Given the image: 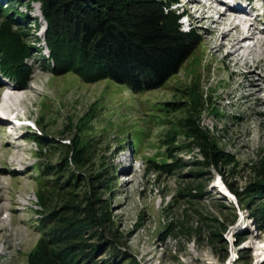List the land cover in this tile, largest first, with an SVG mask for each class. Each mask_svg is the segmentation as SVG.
Listing matches in <instances>:
<instances>
[{
	"label": "rangeland",
	"instance_id": "rangeland-1",
	"mask_svg": "<svg viewBox=\"0 0 264 264\" xmlns=\"http://www.w3.org/2000/svg\"><path fill=\"white\" fill-rule=\"evenodd\" d=\"M0 1L32 47L14 114L36 127L0 128V264H264V39L238 61L261 34L233 47L247 26L188 13L197 46L134 92L52 72L40 2ZM58 217L91 258L64 261Z\"/></svg>",
	"mask_w": 264,
	"mask_h": 264
},
{
	"label": "trees",
	"instance_id": "trees-1",
	"mask_svg": "<svg viewBox=\"0 0 264 264\" xmlns=\"http://www.w3.org/2000/svg\"><path fill=\"white\" fill-rule=\"evenodd\" d=\"M38 1L47 26L45 42L52 72L56 74L70 70L89 81L108 78L134 92L153 90L178 72L199 41L195 29L180 28L179 14L169 8L172 1ZM20 20L8 13L0 1V74L23 84L31 72L26 59L32 47L23 40L25 29ZM257 191L264 193V186ZM64 221L58 217L52 229L54 239L61 240L57 244L63 256H68L64 261L75 258L77 263L80 258H91L92 251L85 250L84 242L70 241L84 239L70 236L76 235L78 227H71L70 222L58 228ZM62 231H66L63 238L59 236ZM71 249L76 251L71 253Z\"/></svg>",
	"mask_w": 264,
	"mask_h": 264
},
{
	"label": "bare ground",
	"instance_id": "bare-ground-1",
	"mask_svg": "<svg viewBox=\"0 0 264 264\" xmlns=\"http://www.w3.org/2000/svg\"><path fill=\"white\" fill-rule=\"evenodd\" d=\"M251 1H254V0H251ZM262 2H263V0H261ZM194 4H199V3H194ZM263 4H264V2H263ZM185 6V5H184ZM203 9V11L204 10H208L207 9V7H204V6H201ZM229 12H237V11H229ZM239 12V11H238ZM225 13L223 12V13H221V16L223 17V15H224ZM221 16H219V19H221ZM263 17H264V15H263ZM259 17H256L255 19H254V21H253V23H251V25H249L247 28L246 27H244L245 28V31H246V35H242L241 37H239V38H237L236 40H235V44H234V46L233 47H237L238 45H240L242 42H244V41H246V40H248L247 38L249 37V35H250V37L251 36H253L254 34H256V32H258L259 34H261V36L260 37H258V39L256 40V42H254L253 43V45L252 46H250V49L248 50V51H245L242 55H241V57L240 58H238V61H242V60H244V62L246 61V54H247V52H251V51H253V50H251V49H254L255 47H258L257 45H259L260 43H261V41L264 39L263 37H264V28L262 29H260L259 28ZM257 22V27H255V26H253L252 24H254V23H256ZM262 22V21H261ZM239 26L240 25H234V26H232V27H234V28H229L228 29V32L226 31V33L225 34H223L222 36L224 37V36H227L233 29H238L239 28ZM252 29V30H251ZM257 42H259L258 44H257ZM260 47H263L264 46V43L263 44H260L259 45ZM219 47H221V45H219ZM233 47H231L230 48V50L228 51V53H227V56H231V55H233V53H237L240 49H241V47H238L236 50H234L233 51ZM264 51V50H263ZM247 62V61H246ZM257 64H260V61H258V63ZM251 75L253 76V74H254V76L255 75H257V74H255V71H254V69H252V71H251ZM250 75V76H251ZM28 77V76H27ZM247 80V79H246ZM4 84H6V85H4ZM3 85H0L1 87H0V128L5 132L6 131V133H8L9 131H7V129L9 128V127H12L11 126V124L12 123H10L9 122V120L11 119V118H15V114H14V110H16V109H18L23 103H24V101H25V98H26V95L24 94V92H23V90L21 89L22 88V86H24V84L25 83H23V84H20V83H12V84H10L9 82H7V83H4ZM25 91V90H24ZM255 94V93H254ZM248 96H251V94H249V95H247L246 97H248ZM253 96V95H252ZM24 105V104H23ZM21 107H24V106H21ZM11 121V120H10ZM12 122V121H11ZM14 124V123H13ZM20 124V126H18L20 129L21 128H23V127H25V125H24V123H19ZM16 131H18V128L16 129ZM10 133V132H9ZM13 133V132H12ZM4 150H5V148H4ZM0 151H2V152H4L3 150H0ZM8 151V150H7ZM220 183V182H219ZM222 188V187H221Z\"/></svg>",
	"mask_w": 264,
	"mask_h": 264
}]
</instances>
